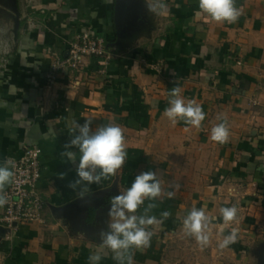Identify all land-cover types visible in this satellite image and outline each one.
<instances>
[{"label": "crops", "instance_id": "0c3cea01", "mask_svg": "<svg viewBox=\"0 0 264 264\" xmlns=\"http://www.w3.org/2000/svg\"><path fill=\"white\" fill-rule=\"evenodd\" d=\"M166 2L168 13L154 15L147 0H0V164L40 147L44 200L40 219L17 229L0 224V264H90L92 254L97 264H118L101 240L110 201L149 170L163 194L137 214L155 203L151 215H171L150 228V246L132 251L133 264H264V0H236L242 14L233 24L211 21L198 0ZM143 15L153 31L143 29ZM84 26L106 38L112 57L86 55L47 81L53 57L66 55ZM174 87L202 106L200 128L164 115ZM222 118L225 144L211 140ZM89 119L93 129H124L127 159L80 196L68 186L78 160L60 154L72 122ZM233 205L238 224L221 231L219 210ZM205 206L212 239L202 247L182 221ZM231 227L239 228L236 242L219 247Z\"/></svg>", "mask_w": 264, "mask_h": 264}, {"label": "clouds", "instance_id": "9594fccd", "mask_svg": "<svg viewBox=\"0 0 264 264\" xmlns=\"http://www.w3.org/2000/svg\"><path fill=\"white\" fill-rule=\"evenodd\" d=\"M148 10L154 15H166L169 6L166 0H147ZM198 10L211 21L218 24L236 23L241 16V9L236 6V0H198ZM168 107L164 115L175 125L183 121L186 125L200 128L205 120V112L195 100H186L179 87L170 90ZM92 120H85L83 124L73 121L70 126L72 138L63 145L61 156L67 161L75 163L77 179L69 182L73 190L79 189V195L89 192L88 185L100 184L104 179L114 176L126 162V138L124 129L113 123L101 124L95 129ZM230 130L226 118L211 129V140L225 144L229 141ZM78 150L79 158L77 159ZM14 161L7 158L0 164V207L8 203L6 186L14 182ZM64 179L66 173H60ZM163 194L162 181L156 172L145 171L135 176L131 186L119 195L111 198L108 230L101 232L102 245L113 253L118 264H133L132 251L150 246L153 232L151 227H160L171 215L163 211L160 218L151 215L155 203H149L142 214H137L145 201H155ZM171 198L172 193H167ZM224 227L238 224V208L236 205L222 207L219 210ZM212 217L208 215L207 208L193 207L183 218L182 226L185 234L195 239L197 244L207 247L212 239ZM239 234L238 227H231L228 235L223 236L219 247L226 248L236 242ZM90 264H97L95 254L89 256Z\"/></svg>", "mask_w": 264, "mask_h": 264}, {"label": "built area", "instance_id": "2783aa9c", "mask_svg": "<svg viewBox=\"0 0 264 264\" xmlns=\"http://www.w3.org/2000/svg\"><path fill=\"white\" fill-rule=\"evenodd\" d=\"M67 53L55 55L46 73L47 81H54L63 69H77L82 58L93 55L109 60L112 57L106 38L98 34L92 26L79 28L76 35L68 40ZM14 161V182L5 189L8 203L1 207L0 224L17 229L22 223L40 219L44 200L39 191L41 179V149L38 146H26Z\"/></svg>", "mask_w": 264, "mask_h": 264}, {"label": "rangeland", "instance_id": "374dc122", "mask_svg": "<svg viewBox=\"0 0 264 264\" xmlns=\"http://www.w3.org/2000/svg\"><path fill=\"white\" fill-rule=\"evenodd\" d=\"M141 21H142L143 29H144L145 31H147V30L153 31V30H154V29L151 28V26H150V24H152V23H151V16H149V15H143ZM90 56H93V55H90ZM163 60H164V59H162V58L157 59V60L155 61V63L159 66V65L163 64V62H164ZM149 64H154V62H151V63H149Z\"/></svg>", "mask_w": 264, "mask_h": 264}]
</instances>
